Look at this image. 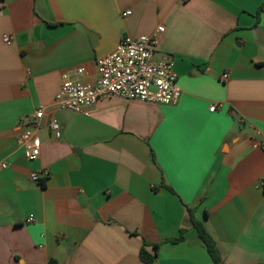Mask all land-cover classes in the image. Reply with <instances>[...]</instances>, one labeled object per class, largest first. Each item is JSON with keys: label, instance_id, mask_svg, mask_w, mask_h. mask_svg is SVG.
<instances>
[{"label": "crops", "instance_id": "1", "mask_svg": "<svg viewBox=\"0 0 264 264\" xmlns=\"http://www.w3.org/2000/svg\"><path fill=\"white\" fill-rule=\"evenodd\" d=\"M160 26L155 59H173L178 104L56 107L65 73L94 80L123 37ZM39 108L33 163L18 137ZM262 139L264 0H0V264H148L144 241L150 264H214L186 206L222 264H264Z\"/></svg>", "mask_w": 264, "mask_h": 264}, {"label": "built area", "instance_id": "2", "mask_svg": "<svg viewBox=\"0 0 264 264\" xmlns=\"http://www.w3.org/2000/svg\"><path fill=\"white\" fill-rule=\"evenodd\" d=\"M130 14V11L124 15ZM164 32L160 26L151 36L121 39L116 50L96 63L94 80H86L84 68L65 73L56 96V107L74 114H88V109L107 97H120L126 100H137L148 103L176 105L180 101L183 90L178 84V75L174 70L171 58L156 60L155 51L159 35ZM8 44L11 38L4 35ZM228 74L222 75V80ZM216 110V106L210 108ZM45 117V109L39 108L24 123L20 124L21 134L18 143L23 148L24 156L29 162H37L41 156V139L39 132ZM49 128L56 138L61 135L59 124L55 120L49 122ZM264 147V139L259 142ZM0 166L8 165L0 160ZM48 169L32 171L30 178L41 183L48 178ZM264 185V182L261 184ZM34 221L30 216L28 222Z\"/></svg>", "mask_w": 264, "mask_h": 264}, {"label": "trees", "instance_id": "3", "mask_svg": "<svg viewBox=\"0 0 264 264\" xmlns=\"http://www.w3.org/2000/svg\"><path fill=\"white\" fill-rule=\"evenodd\" d=\"M166 188L171 191L174 192V190L169 187L166 186ZM187 212L189 214L190 217V221L193 225V227L197 230V233L199 235V238L201 239L202 243L205 246V249L207 250L208 254L210 255L212 261L214 264H222L223 262V257L221 254V251L219 250L217 243L215 241V239L213 238V236L209 233L207 227L205 226V223L203 221L197 220L194 217V209L186 206ZM184 229H181L179 232V235L177 237L174 238H170L168 241L171 243H177L179 241L184 240ZM150 245L149 242L144 241L143 246L140 249V259L145 262V263H153V261L155 260V255H151L147 250L146 247ZM155 249H158V245L154 244L153 245ZM51 264H56L54 261L51 262Z\"/></svg>", "mask_w": 264, "mask_h": 264}]
</instances>
